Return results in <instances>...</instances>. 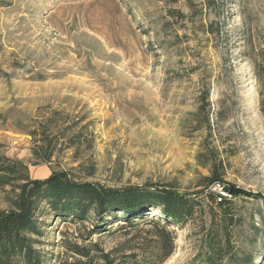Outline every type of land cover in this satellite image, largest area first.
Instances as JSON below:
<instances>
[{
    "label": "rangeland",
    "instance_id": "obj_1",
    "mask_svg": "<svg viewBox=\"0 0 264 264\" xmlns=\"http://www.w3.org/2000/svg\"><path fill=\"white\" fill-rule=\"evenodd\" d=\"M193 1L0 0L1 152L32 179L63 172L196 204L183 227L152 210L103 233L46 215V264L88 261L69 244L93 249L94 264L97 247L116 263L206 264L210 166L197 158L211 149L223 178L212 192L235 216L218 264H264V0Z\"/></svg>",
    "mask_w": 264,
    "mask_h": 264
},
{
    "label": "trees",
    "instance_id": "obj_2",
    "mask_svg": "<svg viewBox=\"0 0 264 264\" xmlns=\"http://www.w3.org/2000/svg\"><path fill=\"white\" fill-rule=\"evenodd\" d=\"M194 5L193 0H188ZM204 9L212 8L214 0L201 2ZM220 16V15H219ZM212 24H210L211 26ZM211 32V31H210ZM264 94V82L261 83ZM205 102V101H204ZM208 106V104L206 103ZM206 113V107H202ZM210 126L209 118L206 120ZM35 159L50 162L52 152L44 154L34 149ZM198 161L210 166V176L203 180V193L211 202L212 226L207 236L206 264H218L221 257V237L228 236V229L233 224L234 214L231 201L212 188L223 183L221 165L214 158L211 149L207 154L200 153ZM0 264H46L40 246L45 230L49 225L44 221L46 215L59 218L64 222L84 224L92 220L100 233L113 224V220H123L132 224L135 219L145 216L152 210H158L159 216L169 226L183 227L189 223L196 212V204L186 196L166 189L145 187L106 188L96 183L73 181L66 173H53L45 180L32 179L29 166L22 160L8 157L1 152L0 146ZM215 205V207H214ZM214 223L219 230H214ZM103 224V225H102ZM159 224V222H157ZM95 247V244H92ZM228 243L224 247H227ZM165 256L172 255L165 246ZM68 250L88 261L79 264H94L87 246L69 244ZM100 252L103 264L116 263L109 254Z\"/></svg>",
    "mask_w": 264,
    "mask_h": 264
},
{
    "label": "built area",
    "instance_id": "obj_3",
    "mask_svg": "<svg viewBox=\"0 0 264 264\" xmlns=\"http://www.w3.org/2000/svg\"><path fill=\"white\" fill-rule=\"evenodd\" d=\"M218 185L220 186L221 184H217V185H215L214 187H217Z\"/></svg>",
    "mask_w": 264,
    "mask_h": 264
}]
</instances>
